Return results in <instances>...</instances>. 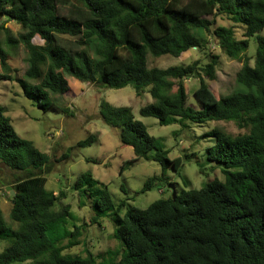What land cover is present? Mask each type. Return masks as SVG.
Here are the masks:
<instances>
[{
  "label": "trees",
  "instance_id": "16d2710c",
  "mask_svg": "<svg viewBox=\"0 0 264 264\" xmlns=\"http://www.w3.org/2000/svg\"><path fill=\"white\" fill-rule=\"evenodd\" d=\"M219 17L245 26L244 38H237L234 26L215 28ZM9 22L21 26L18 37L6 27ZM0 32L8 48L0 40V81L16 79L25 97L45 112L74 116L57 102L71 90L70 76L105 89L132 86L138 97L150 93L153 102L140 114L162 126L183 129L189 122L225 121L247 131L234 136L215 128L206 134L215 140L208 158L224 168V181L183 190L144 210L128 206L129 199L115 205L108 185L81 175L73 189L94 213L84 225L101 226L109 219L114 239L126 247L122 258L109 264H264V0H0ZM208 36L229 59L243 62L238 91L218 97L210 88L206 78L217 79L221 57L210 51ZM255 37L252 65L247 52ZM19 46L28 53V68L15 78L9 50ZM193 49L209 62L149 67V55L180 58ZM193 78L200 81L194 92L199 107L188 104L184 81ZM100 115L134 150L135 158L124 163L122 173L140 160L161 167V175L149 178L141 193L168 187V172L180 175L184 160L194 155L171 159L132 108L103 100ZM95 139L90 135L77 147L91 146ZM0 162L21 173L9 191L12 223L4 217L0 197V241L12 240L0 252V264H104L88 248L84 256L67 253L83 244L86 229L69 227L74 216L62 203L65 193L47 189L51 157L17 134L2 106Z\"/></svg>",
  "mask_w": 264,
  "mask_h": 264
},
{
  "label": "rangeland",
  "instance_id": "374dc122",
  "mask_svg": "<svg viewBox=\"0 0 264 264\" xmlns=\"http://www.w3.org/2000/svg\"><path fill=\"white\" fill-rule=\"evenodd\" d=\"M218 26L235 27L238 39H243L245 26H236L224 17L216 19L215 28ZM8 27L14 37L23 32L21 26L9 22ZM264 36V32L262 33ZM209 48L213 54L219 55L220 64L217 68V79L210 81L206 78L212 91L218 96L229 95L239 90L237 85V73L243 66V62L229 59L220 49L218 41L213 36L207 37ZM0 40L4 47L5 35L0 32ZM35 43H41L39 39ZM10 51V65L15 70L14 77L22 78L28 68V53L23 46ZM257 51L256 37L251 39V45L247 56L254 65ZM200 60L203 65L207 64V56L193 49L183 54L180 58L165 56L154 58L149 55V67L169 68L176 65H187ZM71 84L69 93L57 97V102L73 113V117L47 111L38 108L31 100L25 97L22 88L16 81H0V106L6 109V115L11 119L17 134L26 140L32 141L43 153L51 157L53 168L46 174L48 179L47 189L57 195L64 192L66 199L63 205L70 206L74 216L69 219V227L75 225L84 226V241L81 246L68 251V254L85 255L86 248L98 258V262L109 264L120 260L124 254L121 244L114 239L115 227L112 222L105 218L101 226L87 227L84 224L91 221L94 213L91 204L81 205L79 194L74 191V185L83 174H90L94 179L108 185L115 205L129 199L128 206L137 209H147L154 202L167 199L173 192L167 187L155 186L152 190L141 193L147 180L155 175L160 176L161 167L153 161L140 160L122 173L125 162L135 158L132 147L123 145L121 132L108 126L100 115V105L103 100L114 107L132 108L135 118L143 122L156 138H160L165 147L170 151V158H184L193 155L190 160H184L180 175L169 171L170 184L175 185L177 193L183 190L201 189L208 182L219 179L225 180L224 168L208 158V148L215 144L212 137L206 134L215 128L223 129L229 134L238 136L247 133L239 129L236 124L225 121H212L203 125L188 123L186 128L178 124L162 126L159 121L152 117H143L140 109L153 102L150 93L138 97L135 89L128 86L123 89H105L98 85L81 83L67 76ZM188 90V104H199L194 97L195 90L200 86L198 79L185 80ZM90 135H96L95 142L88 147H77V144L86 140ZM67 158H66V157ZM21 173L12 171L0 162V197L4 217L8 223L10 219L12 196L9 192L15 179ZM122 210V216L126 215L127 208ZM61 205L56 207L60 210ZM12 240L0 241V252L11 244ZM86 244V245H84ZM112 252L110 256L108 253Z\"/></svg>",
  "mask_w": 264,
  "mask_h": 264
},
{
  "label": "water",
  "instance_id": "95a60500",
  "mask_svg": "<svg viewBox=\"0 0 264 264\" xmlns=\"http://www.w3.org/2000/svg\"><path fill=\"white\" fill-rule=\"evenodd\" d=\"M168 188L173 192V197L176 198L177 196V191H176V187L173 184H169ZM13 195L15 196V193L13 192Z\"/></svg>",
  "mask_w": 264,
  "mask_h": 264
}]
</instances>
